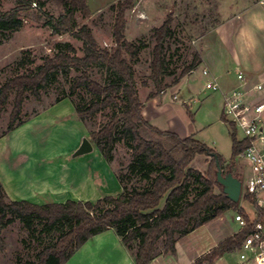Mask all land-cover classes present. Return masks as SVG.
Returning a JSON list of instances; mask_svg holds the SVG:
<instances>
[{"label":"trees","instance_id":"trees-1","mask_svg":"<svg viewBox=\"0 0 264 264\" xmlns=\"http://www.w3.org/2000/svg\"><path fill=\"white\" fill-rule=\"evenodd\" d=\"M11 1L15 3V8L0 13V32H16L22 28L24 18L35 17L34 20L49 27L54 36L69 35L80 41L83 56L79 57L77 50L67 44L54 56L46 57L36 71L7 80L0 87V116L6 110L10 97L14 96L15 99L8 129L1 137L11 134L27 122L21 119V115L28 92L39 100L47 86L56 83L59 77L68 81L70 74L75 72L69 95L56 103L70 99L82 90L93 96L94 100L90 103L73 102L77 118L84 124L112 110L108 121L98 131L92 132L89 140L108 163L113 160L116 144L122 142L127 144L133 160L127 171L118 176L123 192L117 197H104L96 203L67 201L40 206L14 202L8 199L0 184L2 251L6 250L1 240L2 229L19 221L24 230L33 236L34 224L39 222L44 226V231L57 229L59 236L52 245L44 247L37 254L35 264H67L86 243L110 230H114L121 239L134 264H151L159 254V244L162 245V256L176 257V245L181 239L238 208V204L226 197L217 182V163L223 175L233 174L230 166L225 167L221 156L193 137L181 139L173 133L160 131L143 117L144 104L131 61L138 60L146 45L129 42L124 34L126 14L134 7L136 0H120L111 6L115 13V47L111 49L101 48L91 28L80 26L76 21L77 14L85 19L91 18L87 0ZM51 3L61 10L58 17L45 11ZM172 23L173 19L169 17L161 27L153 30L150 79L154 82L155 92L148 96V101L162 93L164 86H177L201 64L200 54L196 53L192 63L183 69L173 84L165 85L167 77L172 75L167 55L169 41L174 35ZM26 64L33 62H19L20 68ZM190 118L193 120L191 115ZM222 121L227 123L224 118ZM229 126L232 130L234 165L247 148V143L238 142L235 126ZM202 155L211 157L206 174L192 168L196 157ZM134 179L145 182L147 186L142 190L129 189ZM244 199L254 206L255 221L241 209L246 221L245 228L221 241L195 264H215L225 254L235 253L254 226L264 224V209L259 206L257 197L247 194Z\"/></svg>","mask_w":264,"mask_h":264},{"label":"rangeland","instance_id":"rangeland-1","mask_svg":"<svg viewBox=\"0 0 264 264\" xmlns=\"http://www.w3.org/2000/svg\"><path fill=\"white\" fill-rule=\"evenodd\" d=\"M118 1L120 0H87L91 18L85 19L81 14L76 16L78 25H86L91 28L101 48L111 49L115 47L113 39L115 13L111 10V6ZM258 1L136 0L134 7L126 14L124 34L127 41L146 45L138 60L131 61L142 101L147 100L148 96L155 92L154 82L150 79V65L154 45L152 35L155 28L161 27L169 17H172L174 35L169 41L167 54L169 70L172 75L167 77L165 81V85L170 86L180 76L183 69L192 63L196 53L200 54L201 64L205 57L213 61L223 60L225 57L234 59L236 53H240L244 58H249L248 52L241 53L243 52L241 41L247 45L249 51L252 50V54L256 44L260 45L261 40L264 41L261 33L264 28L261 24H256L255 19L257 15L261 17L258 11L260 7H263L259 5ZM14 8L15 3L13 1H0V13L9 12ZM45 11L54 17H58L61 13V10L52 3L47 6ZM34 18H24L22 28L16 32H0V87L15 76L29 71H36L43 64L46 57L54 56L58 50L63 49L67 44L77 50L79 57L83 56L81 51L82 43L80 41L73 39L69 35L54 36L49 27L44 26L42 22H36ZM259 26L261 27L260 30H258ZM128 59L131 60L129 57ZM22 60L25 62L32 61L33 64H26L24 68H20L19 62ZM231 67L236 66L232 65ZM75 75V72H72L68 81L59 77L56 83L47 86L41 92V99L39 100L28 92L23 104L21 119L28 121L42 111H46L48 108L58 104L56 103L58 99L68 96L71 82ZM201 75V70H199L191 77L193 80L199 79L197 84H192L195 86L194 94L196 93V98L199 101L197 104L193 103L191 111L194 114L193 120L197 125L201 121L206 122V124L205 126H202V123L199 124V132L195 134L194 139L221 156L225 162V167L230 166L232 168L234 176L242 183V195L236 210L229 211L221 219L214 220L199 233H194L191 237L184 238L179 243V256H176V259L168 256L169 259L160 260L157 264H189L197 247L201 245L208 247L210 244L214 245L234 235L235 232L240 230L235 217L241 215V209L252 221L256 219L254 206L244 199L247 195L246 182L251 174L250 167L240 156L234 162L235 164L232 165L233 142L231 127L222 121L223 115L220 102H214L211 97L214 93L204 91L205 82ZM253 80L255 81L254 78ZM175 87H163L167 95L163 98L164 104L162 107L158 110L156 109V114L158 115L155 121H152V124L161 130H167L169 124L180 126V123L189 125L191 122L184 106L185 104H183V99L173 100L175 95H172L170 90ZM14 99V96L10 97L6 110L0 116V139L5 138L1 136L8 129ZM69 100L72 103L82 102V104H85L92 102L94 97L82 90ZM202 102L204 103L202 104ZM60 109H62V106L55 110L47 111L45 115H40L38 119L31 122L33 123L32 126L23 131L22 135L19 130L21 126L9 134L11 135L9 139H1L0 151L5 148H13L16 149L15 153L18 154L20 153L18 149H20L22 154H24L23 156L29 154L34 161L45 158V155L50 153V147H55L56 150L62 152L64 161H73V154L69 150L78 143L80 139L78 130L80 129L75 124L58 118L56 113ZM112 112V110H107L85 124L87 128L86 137L88 139H90L92 132L98 131L108 121ZM236 138L238 142L245 141L243 132L240 129L236 130ZM82 141L81 139V143ZM28 156L25 157L27 158ZM132 160L131 151L127 144L122 142L116 144L113 151V160L108 164L112 166L118 179L121 173L127 171ZM210 160L211 157L207 155L197 156L192 168L206 174ZM146 186L145 182L134 179L128 188L142 190ZM105 189V185H103L100 196L108 195ZM111 196L117 197L118 195L114 194ZM259 199L262 200L264 206V193L257 197V200ZM98 200L99 197H93L92 199H87V202L96 203ZM242 218L244 219L243 216ZM58 236L59 231L57 229L44 231V226L39 222L34 224V234L30 236L24 230L23 225L19 221H15L1 230V240L6 250L2 251L0 249V264H35L37 254L44 247L52 245ZM157 251L162 254L161 244L158 245ZM236 252L226 255L225 263L235 264L238 260ZM67 264H134V262L116 232L110 230L86 243Z\"/></svg>","mask_w":264,"mask_h":264},{"label":"crops","instance_id":"crops-1","mask_svg":"<svg viewBox=\"0 0 264 264\" xmlns=\"http://www.w3.org/2000/svg\"><path fill=\"white\" fill-rule=\"evenodd\" d=\"M258 12L261 17H258V15L255 17L256 24H261L264 28V7H260ZM260 29L261 27L258 28V30ZM261 33L263 34L264 40V30ZM241 45L243 47V52L241 53L244 54V52H248L249 58H244L240 53H236L234 55V59L225 57L223 60L213 61L205 57L203 58L202 64H200L194 72L184 78L175 88L170 90L172 95H178L179 100L183 99V104H185L184 106L189 117L191 115L194 118L191 107L193 106V103L197 104L199 101V99L196 98V93L194 94L195 86L192 85L197 84L199 79H191L197 71L201 70V76L205 82L204 91H208L206 90V84L210 80H216L223 92H229L237 85V74L239 72L243 73L253 83H258L264 79V41L261 40L260 45H258V43L256 44L253 51V54H255L254 56L252 54V50L249 51L247 45H245L242 41ZM232 65L236 67H231ZM204 70H208L210 72L209 77L203 75ZM191 80H193V82H191ZM166 95L167 93L164 95L159 94L152 100L142 101L144 104L143 117L148 124L154 128H157L152 124V121H155L158 115L156 114V109L158 110L162 107L164 104L163 98H165ZM211 97L214 102H220V107L223 110L222 94L214 93ZM203 103L204 102H202V104ZM59 106H62V109L56 113L58 118L63 121L71 122L75 124L78 129H80L78 130L80 133L78 143L71 150H69L70 153L74 155L82 144L81 139L84 140L88 138L86 137L87 128L85 124L77 118L75 107L69 99H65L62 102L55 104L53 107L48 108L46 111H42L36 116L30 118L19 130L22 135L23 131L32 126V121L38 119L40 115H45V113L49 110H55ZM190 121L189 125L186 123H180V126L169 124V128L167 130L157 129L173 133L181 139L188 137L194 138L195 134L199 132V124L202 123V126H205L206 122L201 121L197 125V123L194 120H191V118ZM10 136L11 135L5 136L3 139H9ZM93 147L94 151L92 153L76 158L72 156L74 160L71 162L64 161L62 152L56 150L55 147H50V153L46 154L45 158L34 161L30 158L29 154V156L25 155L29 158L23 156L24 154H22L20 149H18L20 153L17 154L15 153L16 149H11L10 147H8L10 149L5 148L0 151V157L2 159V161L0 159V184L10 201L29 202L40 206L51 203L63 204L67 201L87 202V199H92L93 197H99L100 200L104 197H108L109 195H120L123 192V188L116 178L115 171L104 159L98 148L94 145ZM103 185H105V190H107L108 195L102 197L100 196V193ZM258 202L259 205L264 208L262 200L259 199ZM204 227L191 233L186 238L191 237L194 233H199V231H201ZM240 231L241 228L239 231L235 232V234ZM182 240L183 239H181L176 245L177 257L179 256L178 246ZM220 242H217L214 245L210 244L208 247L201 245L199 246L201 249L197 247L189 264H195L198 259L208 254ZM226 255L228 254H225L222 258L217 260L215 264H227L224 261ZM166 259H169V257H164L162 254H158L151 264H157L160 260ZM173 259L176 258L174 257ZM235 264H238V260Z\"/></svg>","mask_w":264,"mask_h":264},{"label":"built area","instance_id":"built-area-1","mask_svg":"<svg viewBox=\"0 0 264 264\" xmlns=\"http://www.w3.org/2000/svg\"><path fill=\"white\" fill-rule=\"evenodd\" d=\"M264 7V0L258 1ZM35 7V5H34ZM203 75L210 76L208 70ZM206 90L220 93L223 97L222 115L228 124L243 132L247 148L240 155L250 167L247 179V194L258 197L264 193V79L251 82L243 73L237 74V85L229 92H223L216 80L206 84ZM166 94L165 91L162 95ZM173 100H179L178 95ZM235 221L243 229L246 221L237 215ZM238 264H264V224L257 223L251 234L237 250Z\"/></svg>","mask_w":264,"mask_h":264},{"label":"water","instance_id":"water-1","mask_svg":"<svg viewBox=\"0 0 264 264\" xmlns=\"http://www.w3.org/2000/svg\"><path fill=\"white\" fill-rule=\"evenodd\" d=\"M94 151V147L90 140L84 139L80 148L76 151L73 157H81L88 155ZM218 171H217V182L223 188V193L226 197L234 202L239 203L241 195H242V183L241 181L234 177L232 173H228L227 175H223V171L221 170L219 164L217 163Z\"/></svg>","mask_w":264,"mask_h":264}]
</instances>
